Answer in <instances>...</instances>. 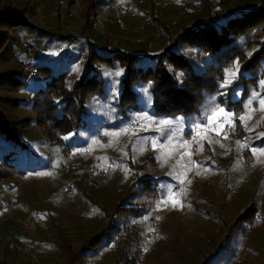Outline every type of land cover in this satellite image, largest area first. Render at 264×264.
<instances>
[{
    "label": "rangeland",
    "instance_id": "obj_1",
    "mask_svg": "<svg viewBox=\"0 0 264 264\" xmlns=\"http://www.w3.org/2000/svg\"><path fill=\"white\" fill-rule=\"evenodd\" d=\"M68 1L60 0L61 8L65 5L76 17H68L65 10L61 9V14L67 17L61 19L63 27H60V33L79 36L86 5L77 1L68 5ZM111 1L97 0L95 10L97 19H105L101 21L108 34L104 39L108 45L123 49L126 53L140 51L146 44V51L157 50L165 45V42L161 43L164 40H160L165 39L163 31L157 37L151 35L152 29L145 27L133 31L136 26H140L142 16L132 18L127 28L126 18L122 15L120 28L108 11V3ZM199 1L202 3L190 0H152L155 4L152 7L154 21L157 26L167 25L169 32L176 33L202 19L208 8L223 10L224 7L264 6V0ZM24 2L17 0V5L22 6ZM27 4L35 12L28 19L32 24L49 23L56 27V2L49 5L45 0H28ZM99 5L102 7L99 8ZM143 6H148L150 12L148 3L145 2ZM22 39L16 42L17 47H24L25 40ZM73 47V43H67L49 52L48 56H55L65 49L77 53L78 50ZM24 55L18 67L23 78L28 80L32 74L25 71L22 64L32 59L33 53L27 51ZM19 57L7 55L5 62L16 64ZM29 88L30 85L25 84V89L17 92L0 91V97L26 101L31 95ZM256 88L253 87L245 97L250 108L243 118L235 115L232 109L227 110L226 105L213 103L211 98L197 110L196 120L192 121L194 123L187 125L180 117L150 118L140 114L138 119H134L138 122V128L133 132L136 134L124 137L130 134L127 133V127L131 121L127 122L123 131L124 138L116 140V153L114 150L108 152L114 153L123 162L130 159L131 166L117 164L118 174L105 188L95 191L88 188L84 193H75L69 197L54 194V191L56 193L59 190L56 185L50 188L51 185L48 187L42 183L38 197L30 196L26 200L29 202L23 203L29 205V210L16 219L13 210L14 205L22 201L21 189L34 178L30 172L19 178L13 177L12 181L0 188V204H6L0 210L3 214L0 216V264H133L134 258L137 264H199L211 256L218 246L220 250L216 258H213L215 264H223L233 255L241 260V264H264V221L259 225L256 223L257 228L247 233V241H242L243 238L233 239V236L238 237V225L250 226L253 221L250 220L253 218L252 212L257 222L264 219V141L256 147L249 145L262 140L264 135L257 137L258 134L253 130H245L246 127L250 130L248 124L257 111L262 110L264 113L260 104L264 95L256 93ZM238 98H241V94ZM251 100L258 101L256 111L249 104ZM18 116L25 125L21 140L41 156V162L50 157L53 169L59 167V161L64 159L61 151L54 146L36 144L44 143V134L33 122L35 119L32 112L22 110ZM262 119L264 117L259 116L256 121L261 122ZM237 123L244 127V134L236 133ZM185 130L190 134L187 138L184 136ZM110 144H113V140ZM80 145L77 143V146ZM89 146V150L94 148L97 153L106 148V151L109 150L108 145L99 146L96 141H90ZM75 149L69 150L70 157L76 151L83 155L79 148ZM93 155L95 157L96 153L93 152ZM51 175L56 178L60 176L58 172ZM143 177L160 179L149 195H144L143 199L132 191L130 196L124 194L132 180L138 178L139 182ZM117 199L124 206L142 207L145 212L140 224L134 219L128 220L129 223L114 238H110V234H105L99 227L112 222V206ZM173 200L177 202L174 204ZM40 202V206L35 205ZM123 223H116V227L120 228ZM230 227L231 236L222 244L220 239ZM103 232L99 242H84H94L91 238ZM74 252H79L78 259L72 261L70 256Z\"/></svg>",
    "mask_w": 264,
    "mask_h": 264
},
{
    "label": "trees",
    "instance_id": "obj_2",
    "mask_svg": "<svg viewBox=\"0 0 264 264\" xmlns=\"http://www.w3.org/2000/svg\"><path fill=\"white\" fill-rule=\"evenodd\" d=\"M59 1L54 0L49 4H57L55 27L49 23L32 24L28 19L35 12L27 4L28 0L22 6L17 5V0H0V91L17 92L25 89L26 84L30 85L31 93L26 101L0 97V188L12 181L13 177L19 178L26 172H30L34 178L30 179L26 189H21L22 201L19 200L14 205V219L26 214L29 205L23 203H28L26 200L30 196L38 197L42 183L48 187L51 185L50 188L56 185L58 190L64 183L72 180L74 175L59 173L64 165L90 163L97 168H105L108 163H113L114 167L117 164L131 166L130 159L123 162L108 152L114 150L116 153L119 140L136 134L124 136L123 131L127 122L138 119L140 114H146L145 117L150 118L180 117L187 125L194 123L192 121L196 120L197 110L211 98L213 103L226 105L227 110L232 109L235 115L243 118L250 108L245 99L248 92L259 85L255 92L264 95L263 5L224 7L223 10L208 8L202 19L179 32H169L167 25H161L165 35V39H160L164 40L161 43L165 42L161 48L146 51V44L140 51L126 53L123 49L108 45L107 41L97 35L92 37L95 34L90 26L96 18L97 0H69L68 5H72L74 1L86 5L84 23L79 36L60 33V27H63L61 19L66 15L61 14ZM190 1L202 3L199 0ZM146 3L150 5L152 12L155 4L152 0H147ZM202 9L204 11V7ZM151 12L140 13L137 8L134 10L135 17L147 14L154 21L155 17ZM18 38L25 40L24 47H17ZM67 43H73V49L84 53L82 61L67 55L72 51L70 49L48 56L49 52ZM27 51L33 53L32 65L35 70L34 76L28 80L23 78L18 67ZM13 54L16 57L20 55L18 62H5L6 56ZM239 94L241 98H238ZM249 104L255 111L258 109V101L251 100ZM22 110H30L35 119L33 122L43 131L44 143L36 144L54 146L61 151L64 159L59 161L56 169H53L50 157L41 162V156L21 140L25 125L18 112ZM261 111H257L248 124L250 130L245 128L247 131L253 130L258 134L257 137L264 135V119L256 121L259 116L264 117ZM235 127L237 134H244L241 124L237 123ZM184 136H190L189 132L185 130ZM90 141H96L99 146H111L108 151L106 148L97 153L94 148L89 150ZM263 141L264 138L249 145L256 147ZM77 143L81 145L77 146ZM75 148H79L83 155L76 151L70 157L69 150H76ZM93 152L96 153L95 157ZM53 172H58L60 176L53 177ZM137 179L132 180L124 194L130 196L132 191L143 198L153 191L155 183L160 180L143 177L137 182ZM95 181L92 176H86L73 188L70 195L59 196L81 194L88 188L95 191L92 188ZM53 193L56 194L55 191ZM35 205L40 206L41 202ZM5 207L6 204H0V210ZM48 207L52 208L51 205ZM112 211V222L99 227L105 234L109 233L110 238H114L129 223L128 220L134 219L140 224L145 209L124 206L117 199ZM252 216L250 226L238 225V237L233 236V239L243 238L242 241H247V233L257 228L256 223L259 225L264 221L257 222L254 212ZM117 221H124L120 228L116 227V223H119ZM227 230L220 239L222 244L231 236V227ZM104 232L91 238L94 242H84L97 243ZM219 250L220 246L199 264H215L213 258H216ZM78 254L79 252L72 253L70 259H78ZM239 261L241 260L233 255L223 264H241ZM133 264H137L135 258Z\"/></svg>",
    "mask_w": 264,
    "mask_h": 264
},
{
    "label": "built area",
    "instance_id": "obj_3",
    "mask_svg": "<svg viewBox=\"0 0 264 264\" xmlns=\"http://www.w3.org/2000/svg\"><path fill=\"white\" fill-rule=\"evenodd\" d=\"M45 1L47 3H51L54 0H45ZM146 1L147 0H126L123 5H121L117 2H113L110 5L109 10H110V12L112 14V18L115 20L116 24L120 28H122V22H121L120 17L123 15V16L130 18V19L134 18L135 17V14H134L135 7L146 2ZM62 9L65 10L68 17H71V18L76 17L75 14H72L71 12H69L66 9L65 5L62 6ZM144 27L153 30V32L151 34L153 37H157L158 35L161 34V31H162V27L157 26L155 21L151 20L148 16L147 17L145 16L142 18L139 29L144 28ZM90 28L100 38L105 39L108 35L106 32V29L103 26L102 21L97 19V17L91 23ZM67 55L78 58V59H82V57H84L83 52H77L76 53L74 51H71V52H68ZM27 61L28 62H25L24 64H22V67L25 71L32 74L29 77V78H31L34 76L35 70H34V67L32 65V59L30 58V60H27ZM137 128H138V122L133 120L129 123V125L127 127V133H133L137 130ZM148 151H150L149 146H148ZM113 155H114V153L111 154V156H113ZM117 172H118V168L114 167L113 163H108L105 168H97L90 163H88V164H86V163H74V164L64 165L59 170V173L65 174V175L72 174V175H74V177L72 178V180L64 183L62 185V187L58 191H56V194L57 195H70L73 191V188L77 184H79V182L83 178H85L86 176H92L96 180L92 184V188L94 190H98L100 188H105L108 183L113 181V179L118 174ZM263 196H264V194H263ZM26 234H27V232H26ZM114 246H115V244H114ZM32 259L35 260L34 257H32ZM35 263H37L36 260H35Z\"/></svg>",
    "mask_w": 264,
    "mask_h": 264
},
{
    "label": "crops",
    "instance_id": "obj_4",
    "mask_svg": "<svg viewBox=\"0 0 264 264\" xmlns=\"http://www.w3.org/2000/svg\"><path fill=\"white\" fill-rule=\"evenodd\" d=\"M125 1L126 0H113V1H111L110 3H108V11H109V6L113 3V2H117V3H119V4H121V5H123L124 3H125ZM92 3L94 4L95 3V1L93 2L92 1ZM145 3V2H144ZM144 3H142V4H140V5H138V6H136L135 8H137V12H148V6H143L144 5ZM96 4L98 5V3L96 2ZM142 6V7H141ZM100 7H102L101 5H99V8ZM96 8H97V6H96ZM96 8H95V10H96ZM151 12V11H150ZM152 12H153V10H152ZM151 12V13H152ZM96 14V13H95ZM140 16H142L141 14H139ZM145 15H143L142 17H144ZM124 18H126L125 19V23H126V27L127 28H129L130 27V25H131V20H133V19H130V18H128V17H126V16H123ZM101 20H105V19H102V18H100ZM135 19V18H134ZM117 26V25H116ZM118 28V27H117ZM133 28V27H132ZM149 29V28H148ZM139 30V27H137L136 26V28H134L133 29V31L134 32H136V31H138ZM130 39V41H134V40H131V38H129ZM232 181V180H231ZM233 183V182H232ZM233 188L235 187L234 186V184H233V186H232ZM251 220H253V218L251 219ZM250 221V220H249Z\"/></svg>",
    "mask_w": 264,
    "mask_h": 264
},
{
    "label": "snow or ice",
    "instance_id": "obj_5",
    "mask_svg": "<svg viewBox=\"0 0 264 264\" xmlns=\"http://www.w3.org/2000/svg\"><path fill=\"white\" fill-rule=\"evenodd\" d=\"M225 87L227 86V85H224ZM260 104H261V107H262V109H264V99H261L260 100ZM220 111L221 112H223L224 110L223 109H220ZM219 134V133H218ZM177 201H175V200H173V203L175 204Z\"/></svg>",
    "mask_w": 264,
    "mask_h": 264
}]
</instances>
